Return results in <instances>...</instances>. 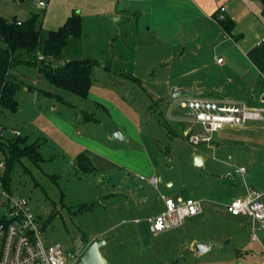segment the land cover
Segmentation results:
<instances>
[{"label": "rangeland", "instance_id": "rangeland-1", "mask_svg": "<svg viewBox=\"0 0 264 264\" xmlns=\"http://www.w3.org/2000/svg\"><path fill=\"white\" fill-rule=\"evenodd\" d=\"M42 1L43 6L31 1L0 0V16L25 20L38 13L42 28L50 30L77 12L82 21V53L97 58L89 93L110 100L119 109L116 113L110 107L105 110L91 94L82 98L55 85L35 66L20 63L11 70L20 83L16 90L18 106L15 111L0 106V140L25 137V144H32L39 157H23L13 166L8 190L15 197L25 198L38 218L45 245L60 243L65 252L79 255L90 239L108 237L100 251L109 264H168L179 257L180 264H259L257 257H242L239 252L241 263L227 259L234 256L229 254V246H251L250 237L253 232L258 235L260 224L248 216L220 212L225 202L244 197L248 187L264 189V112L262 120L224 126L211 134L210 141L193 145L184 132L191 127V133H197L202 127L191 124L179 102L171 106L170 102L176 103L170 96L171 89L165 99L157 98L169 85L152 77L181 83L207 80L209 74L216 73L227 83L207 82L203 88L212 95H203L213 98L221 93L224 96L218 99L264 109L259 95L264 92V83L259 87L258 73L246 53L234 43L219 51L222 58L234 62L237 73L229 74L209 60L215 52L205 49L201 34L193 38L200 40L202 50H192L196 43L190 42L188 51L174 49V59L157 67L149 62L159 52L150 50L154 48L151 46L146 49L135 45L131 56L140 63L137 79L110 84L101 60L114 55L117 61V31L121 30L117 22L106 23L103 18L113 1ZM180 38L191 40L185 34L173 35L174 41ZM73 52L68 47L59 58L40 52L37 56L59 66L75 57ZM197 63L206 67L182 77L187 67ZM239 74L251 78L244 84ZM252 89L254 96H249ZM116 129L125 134L124 142L111 138ZM85 147L95 153L87 156ZM81 153L88 157L93 170L84 171L78 164ZM196 154L204 158L203 165H195ZM241 165L246 172L235 173ZM153 176L160 182L153 184ZM162 194L174 199H201L209 209L187 217L177 227L153 234L145 218L164 210ZM210 237L217 242L228 240V249H213L219 255L212 258L188 250L194 249L191 240Z\"/></svg>", "mask_w": 264, "mask_h": 264}, {"label": "crops", "instance_id": "crops-1", "mask_svg": "<svg viewBox=\"0 0 264 264\" xmlns=\"http://www.w3.org/2000/svg\"><path fill=\"white\" fill-rule=\"evenodd\" d=\"M26 1V0H22ZM112 7L110 5L109 9L103 15L104 21L109 23V21L117 22L118 27L121 31H117L119 36V44L117 49V61L115 60V56H110L109 60L102 61V68L105 71V77L109 79L110 84H114L117 82L124 81L125 79H137L138 70L137 67L140 66V63L135 57L131 56L134 51L135 45L140 48L147 47L152 49V51H157L154 56V60L150 61V66L157 67L159 65H168L170 61L174 59V49L177 52L184 53L187 49V44L190 42L196 43L192 50H202V46L200 45V40L194 39L193 37L199 36L200 34L205 37V40L202 42L205 45V49L213 50L215 55L211 57V61H214L218 64L222 70L229 74H236L237 71H234V62L230 60H225L219 54L221 49H227L230 47L232 43L237 49L246 53L251 66L254 68L256 73H258V85L261 86L264 83L262 77L264 75V15H262V7L258 0H111ZM220 7H224V11L220 12ZM222 14L223 18H219V15ZM187 37H191L190 41L188 39L180 41H174L173 35H184ZM191 34V35H190ZM82 35V33H81ZM176 43V44H174ZM231 43V44H230ZM141 45H143L141 47ZM176 46V48H175ZM79 51L76 52L75 58L85 59L92 58L97 61V58L88 54L82 53L81 46V38H80V46ZM186 49V50H185ZM188 51V50H187ZM132 52V53H131ZM176 53V52H175ZM85 55V56H84ZM184 55L181 57V61ZM200 57V56H199ZM221 57L222 61L217 62V59ZM231 63V64H230ZM63 64V62H61ZM119 64V65H118ZM118 65V66H117ZM149 66V67H150ZM205 68V63H197L190 67H187L186 71H183L182 77L189 76L192 71L198 72L199 68ZM216 71V70H215ZM219 71V70H218ZM185 74V75H183ZM242 78V82L245 84L246 81H249L251 78L250 75L247 77L245 74H239ZM152 77L158 78V83H167L169 86L167 87L166 92H161V94L157 97L160 99H165V95L168 93L169 89L173 87L177 88H185L192 90L196 93L193 95L194 97L201 98H212L207 97L209 94L208 90H205L207 82L214 81L217 85H221L222 83L226 84L227 82H223L220 80L219 74L216 73L209 74L207 80H193L191 82H181L174 83L170 80H162L161 77H157L156 75ZM213 79H212V78ZM211 79V80H210ZM216 87V86H215ZM221 89V87H216ZM90 89V88H89ZM90 91V90H89ZM87 96H89V93ZM206 93V95H203ZM213 93V92H211ZM254 90H250L249 96H254ZM261 94V100L264 101V92ZM95 95V94H94ZM93 96L92 100L97 101L102 108L105 110L112 108L116 113L119 111L117 106H114L110 100L101 98L99 96ZM210 95V94H209ZM212 95V94H211ZM210 95V96H211ZM218 96H224L221 93H215ZM86 96V97H87ZM191 97V96H188ZM217 97H213L212 99H217L220 101H228L226 99H218ZM100 100V101H99ZM176 103H171V106L179 105L181 108L183 107L182 99L174 100ZM110 103L112 105H110ZM248 106V105H247ZM255 107V106H249ZM259 108V107H256ZM185 109V108H184ZM124 134V133H123ZM125 135V134H124ZM126 137V136H125ZM85 152H87V156L89 153H93L94 150L89 147H85ZM95 153V152H94ZM200 155V154H196ZM202 164H204V158L200 155ZM106 159L113 163V160ZM242 166V165H241ZM247 170V169H246ZM231 177V175L229 176ZM160 179L159 177H157ZM151 181V180H150ZM160 182V180H159ZM158 182V183H159ZM152 184V183H151ZM171 197L169 195H161V198ZM192 198V197H186ZM184 198V199H186ZM174 199V198H173ZM179 199V198H178ZM195 200L200 201L202 205V212L204 210L209 209L207 207L206 202L201 199L193 198ZM163 201V199H162ZM226 203V202H225ZM224 208V204H223ZM220 213L227 214L225 210H222ZM149 217V216H148ZM147 218V217H146ZM145 218V219H146ZM140 218H135L136 220ZM138 223V222H136ZM258 235L253 232L250 237L252 244L251 246H229V254L233 257H229L227 260H235L236 262L242 261L238 259L237 253L243 257H257L259 264H264V228L257 227ZM165 232V231H164ZM162 233V232H161ZM213 241L220 246L213 247L211 250L203 253L196 254L195 250L188 248L189 251L193 252L197 256H205V258H212L215 255H219V253L212 252L213 249H228L227 242L228 240H219V242L215 241L214 238L204 239H193L192 243L196 242H208ZM227 255V256H230ZM181 258V257H180ZM181 260V259H180ZM170 263V262H169ZM168 263V264H169ZM174 263V262H173ZM180 264V263H179Z\"/></svg>", "mask_w": 264, "mask_h": 264}, {"label": "built area", "instance_id": "built-area-1", "mask_svg": "<svg viewBox=\"0 0 264 264\" xmlns=\"http://www.w3.org/2000/svg\"><path fill=\"white\" fill-rule=\"evenodd\" d=\"M26 1L44 5L42 0ZM223 11L224 7H220V12ZM219 18H223L222 14ZM221 61L222 58L219 57L217 62ZM262 79L264 80V75ZM181 99L186 114L191 118V124H199L202 127L197 133H191V127L184 132L187 140L193 145L210 141L211 134L224 126H243L249 121H259L263 118V108L249 107L238 102L194 96ZM5 168L6 158L0 148V264H75L78 255L70 251L65 252L60 243L45 245L38 218L32 213L25 198L13 196L5 186ZM245 172L244 166L235 168L237 174ZM151 181L157 184L159 179L153 176ZM162 199L164 210L146 218L149 231L153 234L177 227L187 217L202 212L200 201L193 198L173 199L163 196ZM224 210L233 216H248L264 228V189L248 187L244 197L224 203ZM136 222H139V219Z\"/></svg>", "mask_w": 264, "mask_h": 264}, {"label": "trees", "instance_id": "trees-1", "mask_svg": "<svg viewBox=\"0 0 264 264\" xmlns=\"http://www.w3.org/2000/svg\"><path fill=\"white\" fill-rule=\"evenodd\" d=\"M264 15V0H258ZM82 21L77 12L70 14L56 29L45 30L38 13H32L25 20L15 17L6 19L0 16V106L15 111L18 106L16 90L20 83L11 73L18 64L37 67L55 85L85 98L90 88V79L96 60L73 57L64 64L54 66L50 61L40 59L37 53L51 58H59L70 47L73 53L79 51ZM74 42V46L71 44ZM32 88V86H29ZM20 134V133H19ZM0 148L5 154L6 168L3 174L5 186L9 189L11 172L23 157L34 159L39 151L25 144V137L15 136L12 140H0ZM78 164L84 171L93 170L88 157L83 153L77 156Z\"/></svg>", "mask_w": 264, "mask_h": 264}, {"label": "water", "instance_id": "water-1", "mask_svg": "<svg viewBox=\"0 0 264 264\" xmlns=\"http://www.w3.org/2000/svg\"><path fill=\"white\" fill-rule=\"evenodd\" d=\"M193 95H196L194 91L185 88L173 87L170 91V96L173 100H177L180 98H185ZM111 138L122 142L126 140L125 135L122 133L120 129L113 130L111 132ZM194 163L195 165L201 166L202 161L200 155L194 156ZM108 240H109L108 237H103V238L94 237L90 239L79 253L75 264H109L100 251V248L104 246ZM217 246L220 245L213 241L196 242L194 244V250L196 254H203L211 250L213 247H217ZM180 259L181 258L179 257L176 259L174 263H170V264H179Z\"/></svg>", "mask_w": 264, "mask_h": 264}]
</instances>
